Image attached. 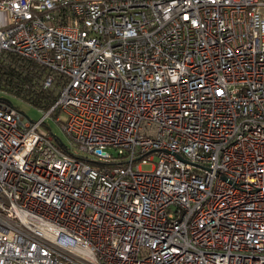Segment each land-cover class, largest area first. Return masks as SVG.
Wrapping results in <instances>:
<instances>
[{
  "label": "built area",
  "instance_id": "1",
  "mask_svg": "<svg viewBox=\"0 0 264 264\" xmlns=\"http://www.w3.org/2000/svg\"><path fill=\"white\" fill-rule=\"evenodd\" d=\"M13 58L0 264H264V0H0Z\"/></svg>",
  "mask_w": 264,
  "mask_h": 264
},
{
  "label": "trees",
  "instance_id": "2",
  "mask_svg": "<svg viewBox=\"0 0 264 264\" xmlns=\"http://www.w3.org/2000/svg\"><path fill=\"white\" fill-rule=\"evenodd\" d=\"M20 60L13 58L6 64L0 62V91L23 97L39 108L47 109L55 98L47 91L34 88L31 74L35 69L30 62ZM15 63L18 65L15 66Z\"/></svg>",
  "mask_w": 264,
  "mask_h": 264
},
{
  "label": "rangeland",
  "instance_id": "3",
  "mask_svg": "<svg viewBox=\"0 0 264 264\" xmlns=\"http://www.w3.org/2000/svg\"><path fill=\"white\" fill-rule=\"evenodd\" d=\"M0 95L7 96L6 94L1 92ZM6 98L9 99L10 102L13 104V106L18 110H20L22 113H24L31 121H38L43 117L44 114L43 108H39V106L31 103L29 100L11 94H9ZM65 117L66 116L64 114L60 115L61 120H64ZM45 125L53 135L58 137L65 145L67 146L69 145L70 143L69 137L66 135V133L62 129L61 124L57 122L55 117L49 118L46 121ZM144 169L149 170V168L146 167Z\"/></svg>",
  "mask_w": 264,
  "mask_h": 264
}]
</instances>
